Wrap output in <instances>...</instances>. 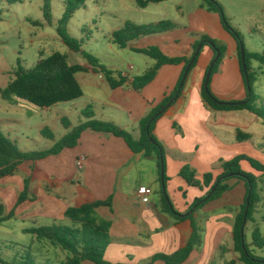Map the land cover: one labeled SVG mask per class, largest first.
Masks as SVG:
<instances>
[{
    "label": "crops",
    "instance_id": "obj_1",
    "mask_svg": "<svg viewBox=\"0 0 264 264\" xmlns=\"http://www.w3.org/2000/svg\"><path fill=\"white\" fill-rule=\"evenodd\" d=\"M193 1V7L177 6L174 20L165 19L177 25L174 30L139 38L121 49L114 44L113 34L131 22L125 20L110 32L108 48L119 58L126 51L145 56L137 51L151 47L160 49L167 57L183 58L191 57L194 45L208 36L227 49L219 72L212 80L213 93L223 101H244L247 91L236 40L224 28L219 14L202 8V1ZM258 2L260 0H246L249 5ZM248 10L246 8V12ZM245 27L252 34L257 29L252 18ZM239 29L236 28L241 32ZM79 54L71 51L67 56L71 65L87 69V72L77 74L84 95L73 102L41 109V117L45 114L46 119L41 125V135L43 130L49 129L46 125L54 118L70 124L67 114H62L66 111L64 106L80 104L78 115L83 117L82 112L92 107L96 120L114 123L139 139L141 120L177 88L185 68L184 64L163 66L151 84L137 91L131 85L133 80L153 68L154 60H141L144 65L136 69L131 66L130 72L122 70L123 60V63L107 64L105 67L124 73L128 80L125 86L113 89L103 74L95 72L88 62L80 61ZM214 58V51L204 47L182 95L157 121L154 130L165 149L166 174L170 179L167 191L175 208L187 215L190 207L197 199L203 198L208 189L188 186L180 177L184 167L190 166L202 180L208 173L217 179L223 173L220 162L231 161L240 155L254 157L264 163V153L250 144L255 130L260 129L261 121L248 111H211L202 100L201 91ZM0 100V129L19 146L24 138L20 128L29 119V106L22 100L5 101L1 97ZM52 110L56 112L52 113ZM86 121L84 118L80 124ZM75 127L72 124L69 129L65 127V136ZM239 132L250 134L252 139L239 142ZM81 156L86 161L84 168L79 170L77 160ZM246 163L241 164L244 170H247ZM26 179L31 181L30 191L34 198L20 204ZM229 185L230 191L194 213L193 221L201 230L202 243L184 264H229L239 260V254L235 252L234 227L246 201L247 188L239 180H231ZM142 187L151 189L153 194L140 197L138 191ZM161 187L157 158L135 154L121 138L87 131L82 134L77 147L40 161L26 162L13 176L4 178L0 182V204L5 210L4 217L13 214L10 220L23 223L32 220L38 224L40 219H48L60 224L66 222L65 213L69 208L112 198V209L98 210L103 219L112 223L106 263L165 264L162 261L152 263V259L157 255L171 256L184 248L192 237L193 224L190 220L176 222L163 211ZM29 229L23 227L22 232Z\"/></svg>",
    "mask_w": 264,
    "mask_h": 264
},
{
    "label": "trees",
    "instance_id": "obj_2",
    "mask_svg": "<svg viewBox=\"0 0 264 264\" xmlns=\"http://www.w3.org/2000/svg\"><path fill=\"white\" fill-rule=\"evenodd\" d=\"M24 0H6L9 5L21 3ZM89 0H66L65 12L57 26V34L62 42L75 53H81L84 59L93 67L97 73L103 74L111 86L116 89L127 84L128 80L122 74L109 70L102 65L93 55L83 52L81 43L73 38L69 33V23L75 13L81 10ZM141 9H146L151 4H160L170 0H136ZM202 8L209 12L217 13L221 16L224 28L233 36L238 44L239 60L241 70L245 80L247 97L244 101L225 102L218 99L212 91V80L215 74L219 72L220 66L225 58L227 49L219 45L215 40L204 36L193 47L191 57L170 58L162 53L156 47H151L143 51H137L156 62L153 68L145 74L135 78L132 87L137 91H142L151 84L157 77L158 72L166 65H181L185 68L177 88L165 97L162 103L152 109L139 124V139H135L132 134L120 128L114 123L99 121L95 119V112L92 107H88L82 112L87 120L85 123L73 128L64 138L58 141L51 149L45 151L23 152L19 146L8 138L0 129V182L9 176L17 173L19 167L26 162H36L46 159L50 156L59 155L65 149H71L78 146L81 136L84 132L90 131L99 134H105L121 138L125 141L129 149L135 154L143 153L146 157H155L158 160V166L161 173V202L163 211L171 216L176 222L191 221L193 224V234L188 244L171 256L157 255L152 259V263L162 261L165 264H184L190 257L193 250L202 243L201 230L193 221L194 213L209 204L221 198L226 192L231 190L229 181H243L247 188L246 201L242 207L240 215L234 227L235 252L239 254L238 261H232L229 264H264V258L253 254L250 246L247 244L246 237L242 236V226L245 220L246 212L247 223L254 221L256 205L260 202L257 194V178L253 174L244 172L242 162H247L261 176L264 175V163L249 157L240 155L231 161H221L220 166L223 173L214 179L212 173L204 175L200 180L197 172L190 166L184 167L180 172V177L190 187H196L204 190L208 189L207 194L190 207L187 214L180 213L171 200L167 191L169 177L166 174L165 149L162 143L154 135L157 121L167 112V110L180 98L191 72L196 68L203 48L208 46L214 53L215 58L210 65L201 91V97L207 108L214 112H237L248 111L254 114L264 126V107L257 103L259 97L254 92V85L257 81L256 75L252 72L251 62H258L264 67V51L261 54L249 53L244 46L243 36L234 29L226 19L223 7L216 0H202ZM44 17L48 24L52 22L51 8L46 2L44 6ZM1 19V14H0ZM34 26H41V23H33ZM177 27L173 22L161 21L147 25H137L128 22L121 30L113 34V42L121 49L128 47V44L142 37H149L167 33ZM244 51V56L242 53ZM218 53L220 57L218 58ZM214 63V65H213ZM87 72V69L81 65H71L68 56L60 52L53 53L47 59H42L31 70H25L20 64L15 78L9 83L7 88L0 86V97L5 101L13 99L22 100L36 108H51L55 105L73 102L83 97L84 92L77 80V74ZM66 128L70 124L63 121ZM43 137L54 140V133L45 129L42 132ZM252 139L247 133L239 132L237 140L245 142ZM261 149L264 152V144ZM30 179L25 181V191L22 193L19 203L32 200L34 197L30 191ZM213 189L215 191L212 193ZM212 195L209 197V195ZM250 202L248 205V199ZM113 207L112 198L107 201H98L87 203L80 207H71L65 213V221L68 224L60 223L51 226H42L26 230L27 234L36 237L39 242H48L54 247L61 248L70 254L66 262L62 264H85L91 262L94 264H107L105 261L106 252L111 244L110 231L112 223L103 219L98 210L100 208ZM4 207L0 204V222L10 220L13 214L4 217ZM247 226V225H246ZM246 230V228H245ZM252 246L257 249H264V238L258 228L252 235ZM0 264H12L0 259ZM24 264H36L32 258L27 257Z\"/></svg>",
    "mask_w": 264,
    "mask_h": 264
},
{
    "label": "rangeland",
    "instance_id": "obj_3",
    "mask_svg": "<svg viewBox=\"0 0 264 264\" xmlns=\"http://www.w3.org/2000/svg\"><path fill=\"white\" fill-rule=\"evenodd\" d=\"M216 1L223 7L224 15L229 24L234 29L240 28L245 49L249 53H263L264 12L261 11H264V0L254 3V5H249L246 0ZM46 2L51 8V24H48L44 17ZM65 2L66 0H24L21 3L9 5L6 0H0V86L2 88H7L15 78L14 72L18 69L19 64L28 71L33 69L40 60L47 59L53 53L70 54L71 50L57 34L58 23L65 12ZM194 4L193 0H170L166 3L151 4L144 10L138 6L136 0H89L73 16L69 23V33L81 43L83 52L95 56L102 65L107 66V64L123 63L124 61L122 70L130 72L131 66L136 69L144 65L145 61H151V58L129 51H126L119 58L108 48L112 29L124 24L125 20L137 22V25L166 21L165 19L174 20V15L178 12V5L188 8L193 7ZM246 8L249 9L247 12ZM250 18L256 22L257 26L253 34L248 32V27H245ZM33 23H41V26H34ZM79 58L81 62L87 63L81 53ZM251 68L257 78L253 87L255 94L259 97L257 104L264 107V67L258 62L252 61ZM25 103L29 106V119L20 128V133L24 134V138L20 141L19 148H22L21 150L24 152H33L53 147L67 133L65 126L60 120L54 118L46 126L54 133L55 140L52 142L44 138L40 129L46 120L44 119L45 112L41 117V109ZM79 106L80 104L64 106L66 111L62 112V114H67L70 124L74 126H78L80 120L84 121V118L77 114ZM54 112L56 110H52V113ZM251 143L257 151L263 152L261 147L264 144V126L262 124L260 129L255 130V136ZM246 165L248 171L243 169L244 172L258 177L256 191L260 202L256 205L254 221L247 223L245 237L253 254L264 258V249H257L252 246V235L256 228L259 229L264 238V175L261 176V173L253 170L250 164L246 163ZM53 224L55 223L48 219H40L38 224L32 220L24 223L21 220H9L0 223V259L12 264H24L29 256L36 264H62L66 262L70 257L68 252L54 247L48 242H39L35 236L22 232L23 227L37 228ZM65 224L68 222L66 221Z\"/></svg>",
    "mask_w": 264,
    "mask_h": 264
},
{
    "label": "built area",
    "instance_id": "obj_4",
    "mask_svg": "<svg viewBox=\"0 0 264 264\" xmlns=\"http://www.w3.org/2000/svg\"><path fill=\"white\" fill-rule=\"evenodd\" d=\"M123 76L125 77L126 75L124 73H122ZM85 161L86 158L84 156H81L78 160H77V168L79 170H82L84 168L85 165ZM138 194L140 195V197H145V196H149L153 194V191L147 187H142L139 189Z\"/></svg>",
    "mask_w": 264,
    "mask_h": 264
},
{
    "label": "water",
    "instance_id": "obj_5",
    "mask_svg": "<svg viewBox=\"0 0 264 264\" xmlns=\"http://www.w3.org/2000/svg\"><path fill=\"white\" fill-rule=\"evenodd\" d=\"M242 53H243V56H244V51L242 49ZM220 57L219 53H218V58ZM214 65V63H213ZM215 191V189H213L212 193ZM212 193L209 195V197L212 195ZM249 202H250V198L248 199V205H249ZM247 215L248 213L246 212V215H245V220H244V223H243V226H242V236L243 238L245 237V228H246V225H247ZM188 216V215H187Z\"/></svg>",
    "mask_w": 264,
    "mask_h": 264
}]
</instances>
